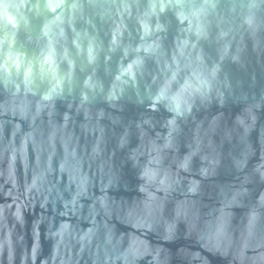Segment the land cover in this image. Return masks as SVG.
I'll return each instance as SVG.
<instances>
[{
  "label": "clouds",
  "instance_id": "obj_1",
  "mask_svg": "<svg viewBox=\"0 0 264 264\" xmlns=\"http://www.w3.org/2000/svg\"><path fill=\"white\" fill-rule=\"evenodd\" d=\"M0 264H264V0H0Z\"/></svg>",
  "mask_w": 264,
  "mask_h": 264
}]
</instances>
